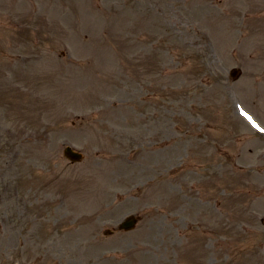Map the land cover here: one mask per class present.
<instances>
[{
  "label": "rangeland",
  "instance_id": "rangeland-1",
  "mask_svg": "<svg viewBox=\"0 0 264 264\" xmlns=\"http://www.w3.org/2000/svg\"><path fill=\"white\" fill-rule=\"evenodd\" d=\"M253 1L0 0V264H264V139L216 61L264 49Z\"/></svg>",
  "mask_w": 264,
  "mask_h": 264
},
{
  "label": "water",
  "instance_id": "water-1",
  "mask_svg": "<svg viewBox=\"0 0 264 264\" xmlns=\"http://www.w3.org/2000/svg\"><path fill=\"white\" fill-rule=\"evenodd\" d=\"M64 154L69 157L72 161H79L81 154L72 150L70 147L64 148ZM136 219L133 216L126 217L119 225L120 229H130L134 226Z\"/></svg>",
  "mask_w": 264,
  "mask_h": 264
},
{
  "label": "flooded vegetation",
  "instance_id": "flooded-vegetation-1",
  "mask_svg": "<svg viewBox=\"0 0 264 264\" xmlns=\"http://www.w3.org/2000/svg\"><path fill=\"white\" fill-rule=\"evenodd\" d=\"M247 65H249L248 63H242V62H239L238 63V66L240 67L241 71L239 70V72L237 71L238 75L240 76L242 72H245L246 75L250 76L249 73L246 72V67ZM242 67V68H241ZM243 70V71H242ZM264 125V124H263ZM264 143V141H263ZM264 145V144H263ZM264 147V146H262ZM261 157V162H262V166L264 168V153L260 156ZM263 226H264V218H263V222H262Z\"/></svg>",
  "mask_w": 264,
  "mask_h": 264
}]
</instances>
